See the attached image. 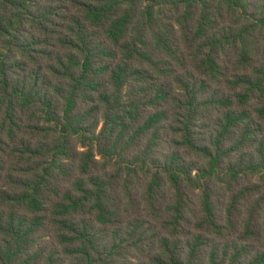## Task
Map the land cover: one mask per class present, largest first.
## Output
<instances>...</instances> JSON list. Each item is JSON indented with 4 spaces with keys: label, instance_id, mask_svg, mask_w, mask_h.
Masks as SVG:
<instances>
[{
    "label": "trees",
    "instance_id": "1",
    "mask_svg": "<svg viewBox=\"0 0 264 264\" xmlns=\"http://www.w3.org/2000/svg\"><path fill=\"white\" fill-rule=\"evenodd\" d=\"M0 264H264V0H0Z\"/></svg>",
    "mask_w": 264,
    "mask_h": 264
}]
</instances>
